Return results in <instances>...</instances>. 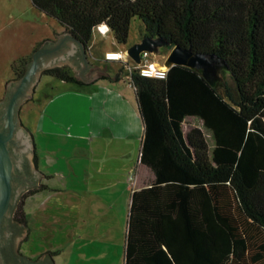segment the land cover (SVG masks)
Here are the masks:
<instances>
[{
	"label": "trees",
	"instance_id": "obj_1",
	"mask_svg": "<svg viewBox=\"0 0 264 264\" xmlns=\"http://www.w3.org/2000/svg\"><path fill=\"white\" fill-rule=\"evenodd\" d=\"M32 3L87 50L101 23L126 44L138 17L142 38L163 36L167 51L180 45L216 56L232 80L221 89L182 64L163 79L130 75L145 125L140 160L154 178L132 193L124 264H264V0ZM30 59L14 62L18 77ZM43 74L84 85L69 65ZM193 117L212 132L213 147Z\"/></svg>",
	"mask_w": 264,
	"mask_h": 264
},
{
	"label": "rangeland",
	"instance_id": "obj_2",
	"mask_svg": "<svg viewBox=\"0 0 264 264\" xmlns=\"http://www.w3.org/2000/svg\"><path fill=\"white\" fill-rule=\"evenodd\" d=\"M59 32H61L60 23L37 9L32 0H0V100L4 99L6 95L8 82L20 78L12 68L14 62L28 57L32 59L34 53L42 47L43 43L48 39L51 41L57 39ZM144 32L145 27L141 19L133 18L128 42L118 46L112 31L102 35L96 29L92 41L94 45L88 55L89 61L102 70L107 69V73L112 76H116L122 72L124 64L121 61H113L108 64L102 55L108 47L127 49L142 39ZM161 50V53L150 54L153 59L156 58L160 62H164L170 51L164 47ZM63 65H68V63L64 62ZM201 70L221 89L228 81L232 82L224 63L220 60H205ZM124 71L123 75L126 77L127 70L124 69ZM35 87L36 91L32 97L22 103L20 116L24 127L29 132H34L36 137H38L37 131L39 130L37 127H41L43 124L49 126L51 130L57 129L61 132L67 130V125L63 121L66 116L64 109L67 105H74L76 100H81L79 97L77 98L78 94L79 96L85 94L89 97L87 108L89 111L93 110L91 131L94 132L95 121L99 119L101 105L113 106V109L119 107L120 102L116 91L121 92L122 90L129 93L132 129H138V125L137 129L134 125L135 95L133 89L127 84L116 82L110 85L94 83L82 86L42 73ZM81 90H84V93H78ZM189 122L193 125H201L209 145L214 144L212 132L204 127L201 119L193 117L189 119ZM190 124L187 122L186 127ZM76 143L74 140L61 143L59 150L62 152L58 151L60 157L52 150V157H57L58 165L56 169L46 172L47 177H43L46 187L31 201L32 236L28 243H24L22 251L34 258L47 253L56 264H124L123 248L128 204L119 198L118 191L109 193L101 189L96 193L94 186L110 182L119 185L117 171L124 165L127 158L115 146L107 148L99 145L96 138L89 146L83 147ZM128 149L132 153L136 151L135 155L138 154V146L135 143L128 145ZM97 196L104 199L109 197V200L114 201L115 208L113 210L94 209L96 217L88 226V230L92 234L90 240L93 243L87 244L89 240L81 237L72 242V236L77 233L75 226L79 227L80 232H86L85 221L90 212L88 209L90 201L91 198ZM26 201L27 199H25L24 209ZM103 210L107 211L106 215H103ZM114 212H120L122 219L120 220L119 216H114L112 222V218L109 216L115 214ZM105 216H108L107 224L113 226L109 229L111 230L109 235L111 245L109 249L100 252L102 254L100 257L104 256L103 259L93 258L88 255L86 246L90 245L91 251H94L93 249L97 246L94 241L98 242L104 238L100 235L106 234ZM75 221L77 225L74 224ZM90 233L87 231V235ZM41 252L42 254H40Z\"/></svg>",
	"mask_w": 264,
	"mask_h": 264
},
{
	"label": "crops",
	"instance_id": "obj_3",
	"mask_svg": "<svg viewBox=\"0 0 264 264\" xmlns=\"http://www.w3.org/2000/svg\"><path fill=\"white\" fill-rule=\"evenodd\" d=\"M65 31L66 30H64V28L61 26V32H59L58 34H62ZM101 34L104 35L105 33H101ZM58 40H59V36L57 37V39L53 40V42H57ZM93 45L94 44L92 42V44H90V46L88 47V50H87L88 55L90 54V50L93 47ZM116 45L119 46V44L117 43ZM113 49L120 50L121 48L118 47L116 49L114 47L112 48L108 47L106 51L113 50ZM104 54L102 55L103 59H104ZM87 60L89 61V59ZM156 60L161 65L166 66V60L164 62H160L158 59ZM105 61L108 64L113 62L109 60H105ZM66 63H68V65L72 67L76 77H78L84 82V85L82 86H85V85L89 86L94 83H108L110 85L116 82L123 83V85L127 84L128 86H130L133 89L134 95H135L136 109L134 113V125L136 129L138 125V129L137 130L132 129L133 121H132V115H131L130 108H129L130 97H129L128 91H124V90H122L121 92L116 91L118 100L120 102L119 107L113 109V106L106 107V106H103V104L101 105L102 108H100L101 111H100L99 119H96L95 125H94V127H96L94 132L96 133L91 131V125L93 122V110L89 111L87 108L89 105L88 104L89 97L88 95L85 96V94L81 96H79L78 94L77 98L79 97V99L81 100L79 101L76 100L75 103H73L74 105H67L64 109L66 116L63 119V121L67 125L66 131L61 132L60 130H57V129L51 130L49 129V126L43 124V126L41 125V127L39 126L37 127L39 129L37 131L38 137H36L34 132H29L33 136V139H34L35 147L37 150V155L39 157V167L44 173V178L47 177L46 172L48 170L57 168L56 167L58 165L57 157L56 158L54 156L52 157L51 152L53 150V153L56 152L57 156L60 157L59 152L61 150L59 149L61 148L60 145L63 142H70V141L73 142L74 140L77 142L76 143L77 145H82L83 147H85V145L86 146L91 145L96 138V140L98 141V144L101 146H106L107 148H111L112 146H115L117 149H119V151L123 153L122 155L125 156V158H127V160L124 162V165L117 171L118 178H119L118 182H120L119 185L112 183V182H110L109 184H105V185H98V186L95 185L94 187L96 188H94V192L98 193L101 189L109 193H115L118 191L120 195L119 198H122L124 202L128 204L127 205L128 211L126 214L127 220H126V225H125V238H126V230H127L128 215H129L132 193L135 189H138V188H141L143 186H147L148 184H150L154 178V172L147 165L143 164L140 160V151H141L142 141L145 135V125H144V121H143V118H142V115L139 109L134 87L130 84L129 80L127 79V76L125 77L123 75L125 73L124 68L122 72L119 73V76L121 78L119 81H110L109 79L102 78L101 75L108 74L111 77H116V76H112L111 74L107 73V69L102 70L97 65H94L93 63L90 62V64H92L93 66H90L89 70L85 73V76L89 75L90 73L91 74L88 80L85 81L81 76L77 75V72L80 71V68L76 69L75 68L76 65L71 62H65V64ZM63 64L64 63H61L60 65H63ZM35 91H36V87L34 88L32 95L35 93ZM83 91L84 90H81V92H78V93H84ZM125 102H126V105H125ZM100 103H101V100H100ZM197 126L203 129L201 125H197ZM133 143H135V145L138 146V154L136 155H135L136 151L132 153L130 152V149H128V145H131ZM124 146H127V147L124 148ZM101 148H104V147H101ZM44 178H43V181H44ZM42 190L29 196L26 201L25 212H26V217L28 220L29 235L25 243H28L32 236V226H31L32 212L30 211L31 210L30 206L32 205L31 201H33V198L38 193H41ZM105 199L102 197L98 198V196L95 198H91V201H90L91 204L89 205V208H88L90 212L88 213L86 217V221H85L86 232L84 231L83 233L80 232L79 227L75 226L77 233H75V235L72 236V242H74V240H76L77 238L81 237L85 240H89L87 244L93 243L90 240L92 234L88 230V226L92 224L91 222L96 217V213L94 209L98 210V208H105L106 210H109V209L113 210L115 208L114 201L109 200V197ZM102 213L103 215H106L107 211L103 210ZM114 213L115 214H112L109 216L112 218V222L114 221V216H119L120 220L122 219V215L120 214V212L119 213L114 212ZM107 223H108V216H105L104 228L106 230L105 231L106 234L100 235V236H104V238L100 239V241L98 242L94 241V243L97 244L96 248L93 249L94 251H91L92 247L90 245L86 246L88 250V255L93 256V258L100 257V255H102L100 252H102L105 249L107 250V248L108 249L110 248L111 239L109 235L111 234V230L109 229L113 228V226H109V224ZM74 224L77 225V222L75 221ZM87 231L90 234L87 235ZM40 254H42V252ZM123 254L125 255V240H124ZM30 257L34 258V256H30ZM100 258L103 259L104 256ZM123 261H124V258H123ZM53 263L56 264L54 261Z\"/></svg>",
	"mask_w": 264,
	"mask_h": 264
},
{
	"label": "water",
	"instance_id": "obj_4",
	"mask_svg": "<svg viewBox=\"0 0 264 264\" xmlns=\"http://www.w3.org/2000/svg\"><path fill=\"white\" fill-rule=\"evenodd\" d=\"M57 35L59 36L57 42L46 40L42 47L34 53L27 65L26 72L20 78L10 80L7 84L4 97L5 106L0 113V230L12 206L14 193V155L11 144H24L26 142L23 136L27 135L24 132L25 127L20 116L22 103L32 96L36 83L46 68L57 66L64 62H71L76 65V69L80 68L77 75L81 76L85 81L88 80L91 74L85 76L90 66H93L87 60L88 51L86 45L69 31ZM166 44H168L167 39L163 36H145L129 46L127 52L135 62L140 63L143 51H149L151 54L161 53L162 47ZM72 57H74V61ZM214 59L220 60L213 55L195 52L191 47L175 45L170 50L166 66L170 68L174 64H182L201 70L205 60ZM203 74L208 78L204 72ZM30 144L35 147L32 138ZM41 257L50 264H54L47 253H43Z\"/></svg>",
	"mask_w": 264,
	"mask_h": 264
},
{
	"label": "flooded vegetation",
	"instance_id": "obj_5",
	"mask_svg": "<svg viewBox=\"0 0 264 264\" xmlns=\"http://www.w3.org/2000/svg\"><path fill=\"white\" fill-rule=\"evenodd\" d=\"M4 106L5 100L2 99L0 113ZM24 132L27 135L23 136L26 140L24 144H11L14 155V193L12 206L0 230V264H50L42 257L32 258L22 251L29 235L28 220L23 214L22 203L41 191L45 184L36 147L30 144L33 136L25 128Z\"/></svg>",
	"mask_w": 264,
	"mask_h": 264
},
{
	"label": "built area",
	"instance_id": "obj_6",
	"mask_svg": "<svg viewBox=\"0 0 264 264\" xmlns=\"http://www.w3.org/2000/svg\"><path fill=\"white\" fill-rule=\"evenodd\" d=\"M98 30H99V28H98ZM143 52H142V61L140 63H137V62L133 63L129 59L130 56H129L128 52H127V49H120V50H114L113 49V50H108L104 54V59L105 60H109V61H121L124 64L125 69L127 70L126 76H127V79L129 80V82H130V84L132 86H133V82L130 80V75L135 70H137V72L140 75H141V72L142 71H146V72H148L150 74L149 76H144V77L158 78L153 73H159V72H162V71H164L166 69L167 70L166 71V75H165V78H166L167 75H168L169 68L167 66L161 65L156 59H153L151 57L150 52L148 51V53H149V56L147 58L148 59V63H150V64L153 65L152 68H149L148 65L144 63ZM125 53L127 54L126 56H125ZM106 54L111 55L112 56V59H108L107 56H106ZM159 79H161V78H159Z\"/></svg>",
	"mask_w": 264,
	"mask_h": 264
},
{
	"label": "clouds",
	"instance_id": "obj_7",
	"mask_svg": "<svg viewBox=\"0 0 264 264\" xmlns=\"http://www.w3.org/2000/svg\"><path fill=\"white\" fill-rule=\"evenodd\" d=\"M97 27L99 28V30H100L101 33H106V32H108V31H110L108 25H107V24H104V23H101V24L98 25ZM126 55H127V54L125 53V56H126ZM106 56H107L108 59H112V56H111V55L106 54ZM148 56H149L148 51H144V52H143L144 63L147 64L149 68H152L153 65L150 64V63H148V59H147ZM166 71H167V70L165 69V70L162 71V72H159V73H153V74H155L158 78L163 79V78H165ZM141 75H142V76H149L150 74H149L148 72H146V71H142V72H141Z\"/></svg>",
	"mask_w": 264,
	"mask_h": 264
}]
</instances>
